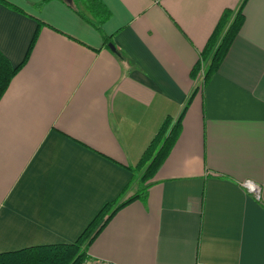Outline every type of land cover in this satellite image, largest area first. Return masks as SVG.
<instances>
[{"label": "crops", "instance_id": "1", "mask_svg": "<svg viewBox=\"0 0 264 264\" xmlns=\"http://www.w3.org/2000/svg\"><path fill=\"white\" fill-rule=\"evenodd\" d=\"M100 1L102 31L63 0H0V51L11 64L37 31L0 95V252L71 242L101 203L138 187L137 158L200 84L207 59L190 70L220 12L241 0ZM242 12L145 196L114 210L86 255L264 264V0ZM247 178L259 197L241 186Z\"/></svg>", "mask_w": 264, "mask_h": 264}, {"label": "trees", "instance_id": "2", "mask_svg": "<svg viewBox=\"0 0 264 264\" xmlns=\"http://www.w3.org/2000/svg\"><path fill=\"white\" fill-rule=\"evenodd\" d=\"M63 1L91 25H94L97 30L102 31L100 24L108 17V10L100 0H81L85 10L84 12L88 15L75 5L76 0ZM245 2L246 0H241L236 8H225L220 12L221 15L218 17L214 29L208 34L207 41L200 50L199 59H196L193 68L190 70L191 76L195 77L199 68H201V60L207 59L206 66L202 70L203 78L200 84L193 87V91L186 98L185 105L180 110L176 119L171 121L170 116H165L164 120H161L156 133L153 134L149 140V144L143 149L140 158H137L133 166L134 169L142 168V171L137 176V181H139L138 187L130 195L126 196V198L117 201L118 198L116 197L101 203L99 209L88 220L89 223L85 225L79 233V236L73 241H64L63 243L51 242L49 244L32 246L26 245V247L16 250L1 251L0 264H80L86 256V244L96 235L102 224L108 221V218L114 213V210L119 209L126 202L128 203L133 199L145 196L144 182L158 169L163 157H166L170 146L173 145L174 138H176L179 132L181 114L188 104L191 95L195 93L197 86L199 85L201 87L210 78V74L219 67L223 55L227 53V49L233 41L234 35H236L238 29L241 27L244 16L242 7ZM33 33L28 44L29 47L19 62L11 64L9 59L0 51V95L7 88V83L16 73L19 66L26 61L37 31L34 30ZM107 36H104V39H107ZM114 52H117V50H114ZM130 183L126 184L125 187H128Z\"/></svg>", "mask_w": 264, "mask_h": 264}, {"label": "built area", "instance_id": "3", "mask_svg": "<svg viewBox=\"0 0 264 264\" xmlns=\"http://www.w3.org/2000/svg\"><path fill=\"white\" fill-rule=\"evenodd\" d=\"M240 184L249 192L253 193L255 197H259V194L261 193L260 185L257 182H255L253 178L252 179L247 178L242 181L240 180ZM80 264H115V263L107 259L86 255L83 258V261L80 262Z\"/></svg>", "mask_w": 264, "mask_h": 264}, {"label": "rangeland", "instance_id": "4", "mask_svg": "<svg viewBox=\"0 0 264 264\" xmlns=\"http://www.w3.org/2000/svg\"><path fill=\"white\" fill-rule=\"evenodd\" d=\"M138 174V171L136 172V175Z\"/></svg>", "mask_w": 264, "mask_h": 264}, {"label": "water", "instance_id": "5", "mask_svg": "<svg viewBox=\"0 0 264 264\" xmlns=\"http://www.w3.org/2000/svg\"><path fill=\"white\" fill-rule=\"evenodd\" d=\"M113 44H110V46L112 47Z\"/></svg>", "mask_w": 264, "mask_h": 264}]
</instances>
